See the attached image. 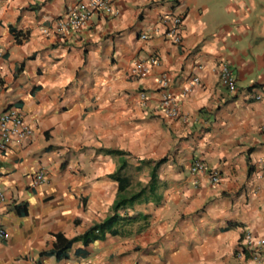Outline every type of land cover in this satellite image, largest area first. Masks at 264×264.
<instances>
[{
    "label": "crops",
    "instance_id": "0c3cea01",
    "mask_svg": "<svg viewBox=\"0 0 264 264\" xmlns=\"http://www.w3.org/2000/svg\"><path fill=\"white\" fill-rule=\"evenodd\" d=\"M83 2L0 0V111L18 108L31 129L0 150V264H264V0H112V15L56 30ZM168 16L178 45L158 22ZM160 76L178 118L163 115ZM122 159L124 195L144 193L117 210L120 234L46 255L56 234L112 214ZM193 159L218 181L192 174Z\"/></svg>",
    "mask_w": 264,
    "mask_h": 264
},
{
    "label": "built area",
    "instance_id": "2783aa9c",
    "mask_svg": "<svg viewBox=\"0 0 264 264\" xmlns=\"http://www.w3.org/2000/svg\"><path fill=\"white\" fill-rule=\"evenodd\" d=\"M115 9L112 0H86L73 7L66 17L60 18L56 24V30L65 31L67 28L74 30L81 28L86 24L87 20L93 13L113 14ZM164 27V36L169 38L173 44H180L179 24L180 18L177 16L162 17L158 21ZM144 39V35H140ZM156 59L150 57L148 60L138 62L130 69V74L139 75L145 74L151 64H155ZM219 81L222 85L229 90L233 89L232 78L224 65L220 66L218 75ZM196 78L191 81L196 83ZM157 88L160 91V104L162 107L163 115L169 119L178 118L179 112L173 96L167 91L168 81L164 76H160L156 81ZM189 86L183 87V92L189 91ZM144 94L140 93V99H144ZM31 135L30 127L24 122L22 113L16 107H6L0 111V150L6 149L8 145L14 142H21L26 140ZM264 169V162L260 164ZM189 171L192 174L206 173L211 183L218 181V176L215 171L207 170L205 164L198 159H193L189 164ZM46 178L42 170L33 173L30 176V185L36 186L45 182ZM3 194L0 192V205L3 203ZM5 235V231L0 223V239ZM249 241V240H248Z\"/></svg>",
    "mask_w": 264,
    "mask_h": 264
},
{
    "label": "trees",
    "instance_id": "16d2710c",
    "mask_svg": "<svg viewBox=\"0 0 264 264\" xmlns=\"http://www.w3.org/2000/svg\"><path fill=\"white\" fill-rule=\"evenodd\" d=\"M110 153L121 154L120 151H111ZM163 159L164 158L159 159L149 171L151 180L155 179L154 166H156V164L158 162H161ZM123 166H125V160H119V164L115 172L109 175L110 178L117 182V195L111 205L112 214L107 215L103 220L99 222L93 223L84 233L71 239H66L62 235L56 234L52 248L44 252L46 255H51L58 260L67 259L68 250L71 244L75 241H81L82 245H87L93 240L102 239L105 233H108L110 235L120 234L115 226L117 221L121 220L118 216L119 214L117 213V210L120 208H124L127 205H131L135 201H138L139 197L144 193L143 189H137L138 191H131L127 195H124V192L129 185L130 178H128V176L120 174ZM77 251H79V249L75 250V252Z\"/></svg>",
    "mask_w": 264,
    "mask_h": 264
},
{
    "label": "rangeland",
    "instance_id": "374dc122",
    "mask_svg": "<svg viewBox=\"0 0 264 264\" xmlns=\"http://www.w3.org/2000/svg\"><path fill=\"white\" fill-rule=\"evenodd\" d=\"M136 189V188H135Z\"/></svg>",
    "mask_w": 264,
    "mask_h": 264
}]
</instances>
